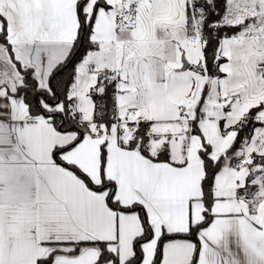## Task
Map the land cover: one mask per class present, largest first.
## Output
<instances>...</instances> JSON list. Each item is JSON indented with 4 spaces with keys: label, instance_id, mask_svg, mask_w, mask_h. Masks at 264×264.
<instances>
[{
    "label": "snow or ice",
    "instance_id": "snow-or-ice-1",
    "mask_svg": "<svg viewBox=\"0 0 264 264\" xmlns=\"http://www.w3.org/2000/svg\"><path fill=\"white\" fill-rule=\"evenodd\" d=\"M0 264H264V0H0Z\"/></svg>",
    "mask_w": 264,
    "mask_h": 264
}]
</instances>
